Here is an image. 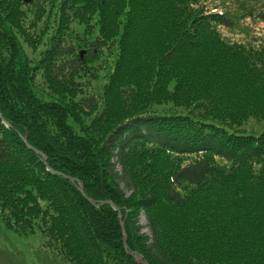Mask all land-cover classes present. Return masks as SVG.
<instances>
[{"label": "trees", "instance_id": "trees-1", "mask_svg": "<svg viewBox=\"0 0 264 264\" xmlns=\"http://www.w3.org/2000/svg\"><path fill=\"white\" fill-rule=\"evenodd\" d=\"M248 1L0 0L5 221L70 264H264V34L246 27L264 0ZM102 47L107 79L82 95Z\"/></svg>", "mask_w": 264, "mask_h": 264}, {"label": "rangeland", "instance_id": "rangeland-1", "mask_svg": "<svg viewBox=\"0 0 264 264\" xmlns=\"http://www.w3.org/2000/svg\"><path fill=\"white\" fill-rule=\"evenodd\" d=\"M247 6L252 8L257 7L256 3L249 2L244 0ZM58 0H48V12L51 14L56 9V4ZM199 2H204L206 5L215 4L217 7L220 6L222 0H199ZM260 3V2H258ZM27 5V3H21L20 9L23 11L21 15V20L23 25L27 27L29 19L31 18L32 8ZM229 7V5H228ZM261 11L264 12V7H260ZM54 15V14H53ZM57 15V13L55 14ZM260 17V16H259ZM243 19H247L244 17ZM250 24H247L246 27L252 28L254 32L259 34H264V19L258 17H250L248 19ZM233 27V30L223 28L225 35H228L231 38H242L243 40L248 38L249 31L239 30L236 26ZM81 27V24L72 21L71 28L78 30ZM32 33H35L33 30H29ZM74 33H69V37L72 38ZM80 35V33H79ZM18 38L22 42L23 50H27L28 46L25 45L22 41V35H18ZM41 45H37V47ZM98 53L99 59L96 63H91L92 68L90 69V75L85 78L79 79V84L81 87L82 95L87 93H92L97 95L102 91L101 85L104 80L107 79L109 71L112 64V50L108 51L105 47H102ZM80 124L84 126L85 121L83 118H88L92 116V112L85 113V111H77ZM263 125L261 118L257 119L254 117L248 118L244 123V128L258 129L257 126ZM124 189V188H123ZM125 193H128L124 189ZM4 211L0 210V264H70L69 260H65L60 256L57 249L54 247V244L46 242V236L40 231V226L33 225L29 231L22 233L23 231L14 228L5 221L2 213ZM121 217V216H120ZM138 222L144 226L145 219L143 214L140 212L138 214ZM119 218V217H118ZM121 222V221H120ZM123 224V221H122ZM124 225V224H123ZM121 228V225H120ZM121 230V229H120ZM25 231V230H24ZM143 231L147 232V228L143 227ZM122 232V231H121ZM126 239V233L123 227V233L121 237ZM123 245V244H122Z\"/></svg>", "mask_w": 264, "mask_h": 264}, {"label": "water", "instance_id": "water-1", "mask_svg": "<svg viewBox=\"0 0 264 264\" xmlns=\"http://www.w3.org/2000/svg\"><path fill=\"white\" fill-rule=\"evenodd\" d=\"M29 146V145H28ZM30 147V146H29ZM32 149H34V148H32ZM35 150V149H34ZM50 169V168H49ZM50 170H52V169H50ZM77 188H78V190L79 191H82V187H81V185L79 184V185H77ZM92 202V201H91ZM100 202H103V203H109L113 208H117V206L114 204V203H112L111 201H109V200H102V201H100ZM118 217L120 218V215H119V213H118ZM121 221V220H120ZM121 223V230H122V233H123V224H122V221L120 222ZM122 244H123V247H124V249H125V251L127 252V253H130V254H132L133 256H134V258H136V259H139L140 258V254L138 253V252H133V251H131L127 246H126V241H125V238H124V236H123V238H122ZM143 264H147L146 262H144V261H141Z\"/></svg>", "mask_w": 264, "mask_h": 264}]
</instances>
